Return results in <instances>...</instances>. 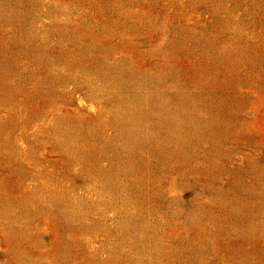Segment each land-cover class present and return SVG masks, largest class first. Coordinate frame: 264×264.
<instances>
[{
  "label": "rangeland",
  "instance_id": "rangeland-1",
  "mask_svg": "<svg viewBox=\"0 0 264 264\" xmlns=\"http://www.w3.org/2000/svg\"><path fill=\"white\" fill-rule=\"evenodd\" d=\"M0 264H264V0H0Z\"/></svg>",
  "mask_w": 264,
  "mask_h": 264
}]
</instances>
